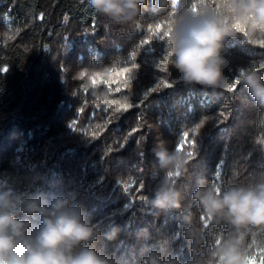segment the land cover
<instances>
[{"label": "trees", "instance_id": "trees-1", "mask_svg": "<svg viewBox=\"0 0 264 264\" xmlns=\"http://www.w3.org/2000/svg\"><path fill=\"white\" fill-rule=\"evenodd\" d=\"M217 2L146 0L139 25H118L88 0H0V188L48 194L63 180L113 264H217L213 253L238 231L209 219L192 193L264 174V127L243 84L188 85L166 59L172 14ZM244 32L221 52L227 80L264 65V35ZM184 133L195 156L171 180L180 207L162 211L149 202L163 180L156 151ZM239 247L247 264H264V228L248 226Z\"/></svg>", "mask_w": 264, "mask_h": 264}, {"label": "clouds", "instance_id": "clouds-1", "mask_svg": "<svg viewBox=\"0 0 264 264\" xmlns=\"http://www.w3.org/2000/svg\"><path fill=\"white\" fill-rule=\"evenodd\" d=\"M88 3L95 13L114 24L139 25L141 5L146 0ZM172 15L166 59L183 82L228 92L243 84L258 109V125L264 127V73L260 71L264 65L240 68L235 78L227 80L222 74L221 55L226 39L238 32L246 29L245 35H264V0H218L211 12L193 9L189 3L185 10ZM187 142L184 133L183 144L171 150L158 145L155 167L163 180L149 202L159 210L180 207L181 192L171 180L186 172L194 159L195 153L184 151ZM56 187L48 194L0 188V264H113L110 255L94 246L105 234L88 220L78 194L63 180ZM192 197L209 219L223 218L238 231L235 240L226 241L213 253L217 264H247L239 245L248 226L264 228V174L255 177L250 173L228 186L208 182ZM29 217L38 219V224H32ZM118 232L112 229L107 238L116 239ZM152 264H157L156 260Z\"/></svg>", "mask_w": 264, "mask_h": 264}, {"label": "rangeland", "instance_id": "rangeland-1", "mask_svg": "<svg viewBox=\"0 0 264 264\" xmlns=\"http://www.w3.org/2000/svg\"><path fill=\"white\" fill-rule=\"evenodd\" d=\"M203 2H207V0H202ZM164 2V1H163ZM168 5V2L166 1V4H165V6H164V8L163 9H160V11H162V12H167L168 11V7H169V5ZM212 10H213V8H212ZM172 19L173 18H170V20L172 21ZM170 64V63H169ZM226 70H224V68H222V74H223V72H225ZM223 76H224V74H223Z\"/></svg>", "mask_w": 264, "mask_h": 264}, {"label": "snow or ice", "instance_id": "snow-or-ice-1", "mask_svg": "<svg viewBox=\"0 0 264 264\" xmlns=\"http://www.w3.org/2000/svg\"><path fill=\"white\" fill-rule=\"evenodd\" d=\"M3 70H6V69H4V68L3 69H0V71H3ZM181 144H183V141L181 142Z\"/></svg>", "mask_w": 264, "mask_h": 264}]
</instances>
